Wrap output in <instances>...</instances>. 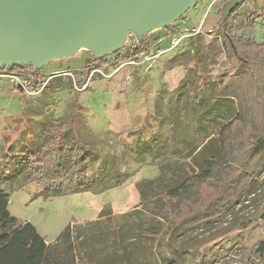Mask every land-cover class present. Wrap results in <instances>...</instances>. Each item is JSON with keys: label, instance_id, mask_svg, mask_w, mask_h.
Returning a JSON list of instances; mask_svg holds the SVG:
<instances>
[{"label": "rangeland", "instance_id": "rangeland-1", "mask_svg": "<svg viewBox=\"0 0 264 264\" xmlns=\"http://www.w3.org/2000/svg\"><path fill=\"white\" fill-rule=\"evenodd\" d=\"M225 2L197 0V6L191 7L184 19L176 23L179 31L175 36L193 34L198 29L200 32L158 58L148 72L143 67L126 68L112 77H102L91 75L93 68L101 65L93 64L85 69L83 84L88 85L83 88L80 71L93 57L91 52L81 49L71 58L48 62L40 69L45 75L62 74L49 80L35 99H24L20 92L2 84L0 176L10 178L2 185L9 195V214L20 222L30 223L50 243L67 226L96 220L107 206L114 214L137 206L140 196L136 184L157 175L155 167L144 163L148 158L152 160L146 149L158 152L166 140L175 138L182 124L194 134L198 111L190 107L192 97L185 95V86L197 93L203 81H215L221 74H231L238 68L237 61L226 57L219 33L222 18L217 13ZM252 14L258 17L250 36L262 41L264 0H243L231 16V24L239 27ZM151 34L164 36L160 30ZM148 36L145 44L150 41ZM130 37L131 33L126 41ZM169 42L166 38L160 47L168 46ZM106 57L108 62L115 56ZM177 113L186 114L183 122L174 116ZM61 134L86 143L92 159L89 173L99 175L102 171L97 169L99 166L108 172L102 184L98 181L95 186L112 187L99 193L85 191L46 198L43 187L23 185L19 161L28 153H37L42 144ZM258 181L261 187L247 206L238 205L223 218L202 224L181 238L168 240L160 250L155 248L156 239H146L142 253L144 257L152 255V259L149 263L143 260L142 264H159L166 258L175 264H264V173ZM156 223H160L158 229L164 227L162 221Z\"/></svg>", "mask_w": 264, "mask_h": 264}, {"label": "trees", "instance_id": "trees-1", "mask_svg": "<svg viewBox=\"0 0 264 264\" xmlns=\"http://www.w3.org/2000/svg\"><path fill=\"white\" fill-rule=\"evenodd\" d=\"M238 9L239 6L229 15L225 32L219 31L225 55L238 62L237 70L223 73L215 81H203L197 93L186 85L185 95L192 97L190 107L198 111L194 134L182 124L175 138L166 140L158 152L146 149L152 160L148 158L144 163L155 167L157 175L136 184L140 196L137 207L146 218L164 224L142 235L148 240L156 239L157 250L168 240L223 218L238 205L247 206L261 187L258 177L264 173V39L256 41L250 36L258 15L248 16L239 27L232 26L231 16ZM187 12L162 32L179 31L176 23ZM220 14L221 10L217 15ZM145 42L146 38L137 45L147 48ZM128 45L127 42L111 55L119 59L123 50L129 55ZM106 62L107 57L86 61L80 71V84L84 83L89 65ZM9 69L23 71L26 67ZM104 72L109 70L105 68ZM174 116L182 122L186 118L185 113ZM46 142L37 153H28L19 161L23 185L43 187L46 198L85 191L99 193L113 186H95L98 181L102 184L108 172L99 166V175L89 173L92 159L86 143L67 134ZM9 180L4 174L0 176V264H94L82 250L73 226H67L52 243H46L34 226L13 218L7 210L9 195L2 188ZM104 213L101 211L99 218H104ZM119 249L122 252L121 244ZM159 264L175 263L166 258Z\"/></svg>", "mask_w": 264, "mask_h": 264}, {"label": "water", "instance_id": "water-1", "mask_svg": "<svg viewBox=\"0 0 264 264\" xmlns=\"http://www.w3.org/2000/svg\"><path fill=\"white\" fill-rule=\"evenodd\" d=\"M197 0H0V68L68 59L82 49L94 60L172 25ZM243 0L221 8L222 29Z\"/></svg>", "mask_w": 264, "mask_h": 264}, {"label": "crops", "instance_id": "crops-1", "mask_svg": "<svg viewBox=\"0 0 264 264\" xmlns=\"http://www.w3.org/2000/svg\"><path fill=\"white\" fill-rule=\"evenodd\" d=\"M139 211L140 208L135 206L131 210L114 214L111 207L107 206L104 218H99V214L94 221L72 225L87 258L94 264H142L143 260L149 263L152 255L144 257L141 248L146 239L142 235L149 228L157 229L160 223L146 218Z\"/></svg>", "mask_w": 264, "mask_h": 264}, {"label": "built area", "instance_id": "built-area-1", "mask_svg": "<svg viewBox=\"0 0 264 264\" xmlns=\"http://www.w3.org/2000/svg\"><path fill=\"white\" fill-rule=\"evenodd\" d=\"M199 32L200 29H198V31H194L193 34H187L186 36L181 37L175 36L178 31L169 33L163 32L164 36H152L148 42L147 48L139 47L134 36L130 37V39H128L129 55H126L127 50H123L120 52L121 54L119 55V59L114 57L112 61H108L105 64L94 67L91 71V75L98 74L102 77H112L122 69H136L138 67H143V70L148 72L151 69L152 64L158 58L163 56L168 51L177 48L185 38L194 36ZM149 35L152 34L150 33ZM166 38L170 39L169 45L161 48L160 46L164 43ZM155 47L158 48L152 52V49ZM105 68L109 70L110 74L104 72ZM28 70L31 71L29 72ZM35 70L36 69L32 67H26L23 71H13L9 68H0V90L2 84H7L13 89V91L20 92L24 99L32 100L42 94V92L46 89L49 80L54 77L61 76L60 74H62L60 72H54L45 75L40 73V70H36L39 72H35ZM64 73H67L68 76L71 75L69 72H63V74ZM89 78H91V76ZM87 85L88 84H83L82 87L86 88Z\"/></svg>", "mask_w": 264, "mask_h": 264}, {"label": "bare ground", "instance_id": "bare-ground-1", "mask_svg": "<svg viewBox=\"0 0 264 264\" xmlns=\"http://www.w3.org/2000/svg\"><path fill=\"white\" fill-rule=\"evenodd\" d=\"M82 48H84V47H82V46H81V47H79V49H82Z\"/></svg>", "mask_w": 264, "mask_h": 264}]
</instances>
